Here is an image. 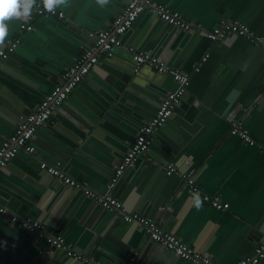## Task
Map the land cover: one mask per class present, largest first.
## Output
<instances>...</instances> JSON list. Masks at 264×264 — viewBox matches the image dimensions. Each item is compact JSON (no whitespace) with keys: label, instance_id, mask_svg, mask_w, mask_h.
I'll return each instance as SVG.
<instances>
[{"label":"crops","instance_id":"crops-1","mask_svg":"<svg viewBox=\"0 0 264 264\" xmlns=\"http://www.w3.org/2000/svg\"><path fill=\"white\" fill-rule=\"evenodd\" d=\"M159 1L180 13L185 20L202 26L203 29H212L223 20L238 21L247 25L257 35L264 36V0ZM87 2L88 0H70L69 6L57 9L65 15L72 12L74 20H77L80 19L79 14ZM104 9L105 7L100 6L87 8L89 19L98 24L101 29L96 30L99 31L110 28L104 27V24L111 19ZM40 19L44 18L34 19L31 24L33 30L27 32V35L32 38H26L23 46L18 49L21 56L29 57V54L36 52L35 56H30L35 58L36 63L43 62L41 59L37 61V55H45L50 49L57 50V45L52 46V41L46 38V26L49 25L41 22ZM28 21L29 18L23 19L22 25H27ZM113 21L114 19H111V25ZM163 26L162 34L158 39L165 31L171 29V26L156 19L152 13L142 15L125 40H122L123 48L119 46H117L119 49L115 48L117 49L116 59L119 58L118 61L128 65L126 59H131L129 50L132 48L149 52L160 59L159 54L155 55L157 53L153 50V42L154 34ZM196 31L200 32L199 29ZM206 54L210 55L207 63L202 66L200 72L193 73V65ZM167 59V63L176 65L174 68L191 73V86L181 102L184 113L183 116H177V122L174 124L176 128H169L170 134L161 132L157 135L164 144H168L166 138L170 140L174 138L176 143L180 141L181 144L176 146L178 149H175V153L169 154L166 148L154 139L149 153L162 168L174 165L183 173H191L195 177L198 192L186 187L180 178L166 176L163 183L156 184L155 180L152 181L151 192L143 193L144 198L150 194L154 199L153 203L148 202L149 205L145 206L142 196L140 201L134 203V210L129 209L120 199L125 192L113 193L114 186H111V179H106L100 170L102 168L105 171V166L101 160H97V157L101 156L104 159L110 155L108 144L124 152L127 146L126 134L110 126L111 128L101 130L104 138L91 132H84L78 137L71 134L76 143L62 138V141L57 142V147H52L49 145V140L57 138L53 136L54 131L62 130L66 134L70 133L62 126L63 123L75 133L82 134L78 126L81 123L64 109L56 110L46 124L48 128L43 127L37 132L34 139L36 154L29 155L21 152L6 166L10 169L4 168L2 171L8 174V179L15 178L19 180V184L36 191L31 181L39 184L42 180L48 186L51 183L49 182L51 180L39 177L38 171L41 170L39 162L42 160L53 163L61 160L65 163L66 173L74 179L85 180L94 193L100 196L111 195L122 202L129 212L139 213L148 217L147 219L162 223L165 232L174 235L183 244L194 248L197 252L210 256L216 264H238L241 260L252 256L256 247L263 241V235L258 233V229L264 225V51L236 36L212 43L200 32L190 36L186 46L171 51ZM66 60L69 64H65L64 71L75 64L72 54L66 55ZM103 61L105 59H102ZM17 63L20 64V62ZM20 68L24 70L23 64ZM97 69L104 71L100 66ZM52 70H55L53 72L55 76L59 73L58 69L52 68ZM29 76L38 78L37 80L44 84L42 91L45 92L44 95H35L27 89L14 87L18 91L14 93L15 96L26 95L29 98L28 102L33 106L30 115L53 89L55 83L58 84L60 77L57 75L52 81H47V79H40V73H30ZM110 78L104 81L102 76L94 73L91 82L80 90L83 94L78 91L80 99H86L89 103L91 100H96V87H100V82L107 83ZM160 81L161 89L167 92L175 90V83L171 78L163 76V80ZM7 94L17 105L18 98L10 94L8 90ZM147 99L146 97L144 104L148 108L155 109L157 102L153 99L147 101ZM68 100L66 104L69 108L70 103L75 106L80 105L76 96H70ZM21 103L18 107H26L24 102ZM132 107L134 104L127 110ZM9 112L17 117L11 110ZM128 113L133 119L132 126L138 122L141 124L146 121L148 115L152 114L146 109L137 112L126 111V116ZM2 116L4 113L0 111V118L3 119L0 123L4 125L6 120ZM237 123L250 133L257 143L256 146L251 147L239 138L230 136V128ZM162 135L166 137L163 138ZM10 142L13 141H0V148ZM118 142L121 143L118 144ZM41 145L47 148L43 150V153L39 150ZM53 152L66 157L64 160L55 157ZM131 174L133 173L129 172L126 175L128 185L125 184L126 187L123 186L122 190L127 191L129 185L131 187L132 183L138 181L142 172L140 170L130 176ZM48 179L51 178L48 177ZM55 183L64 185L57 181ZM55 193L52 194V198L49 197L45 206L52 208L56 205L55 199L58 197V192ZM68 193H71V190ZM129 193L128 190L127 195ZM194 194L202 200V206L199 208L196 207ZM130 195L126 197L125 202H128ZM205 195H219L223 202L230 205V208L226 211L216 210L204 201ZM82 198L86 207L79 210L76 217L91 219L99 215L100 219L106 215V211L100 210L94 200L83 196ZM0 202L7 210L6 213L0 214V219L2 216L9 219V213L18 214L21 217L18 207L12 206L14 210L9 208L11 201L0 198ZM53 209L58 210L57 207ZM70 216H72L71 213ZM32 219L46 225L40 219ZM74 222L80 228L77 224L78 220L74 219ZM46 227L49 232H53L51 227L48 225ZM98 229L103 237L94 244L88 255L91 260L95 257L97 264H126L135 253L140 256L139 264H192L164 246L150 242L142 230L123 220L115 226L111 225L107 230L99 227ZM57 231L55 229L53 235L64 236L68 243L81 251L77 244L85 243V237L71 235L72 239H69L68 235H64L60 230V233ZM36 237V234L16 237L14 230L6 222L0 221V264H50L52 261L47 257L50 249L46 248L43 238ZM75 242L78 243L75 244ZM39 250L47 251V254L43 255L41 252L38 254ZM67 257L62 252L56 255L57 260H65ZM260 264H264V260Z\"/></svg>","mask_w":264,"mask_h":264},{"label":"water","instance_id":"water-1","mask_svg":"<svg viewBox=\"0 0 264 264\" xmlns=\"http://www.w3.org/2000/svg\"><path fill=\"white\" fill-rule=\"evenodd\" d=\"M129 3L130 0H110V3L104 6L105 7L104 10L109 16V18L115 19L127 8ZM37 5H42L40 3V0H37ZM88 6H94L95 8L96 7L99 8V5L96 4L95 0H88L87 5L79 14L80 19L74 20L75 18L72 12H68L65 18L62 20L53 17L44 18L43 19L44 21L40 19L41 22H44L45 24L51 26V27L46 26V31H45L47 34L46 38L52 41L51 42L52 46L54 45L55 47L57 45L56 48L57 50L50 49L48 53H45V55L44 54L37 55L38 56L37 61L41 59L45 63L43 62L36 63L35 58L30 57V56H35L36 52L29 54L28 57V56H21L22 54L19 53L18 51V49L23 46V42L26 41V38H32L30 35H27V32H31L33 30V26L31 31H22L21 26L23 19L13 20L11 22H8L9 35L5 40V43L2 46H0V50L5 49L9 44H11L16 39L18 40V44H17L18 46L14 50V52L10 54L7 60L0 62V111L4 113V116L2 117L5 118L6 120L5 122L7 123V125L5 122L4 125L0 123V141H13V139L16 136L17 128L24 122V119L27 118V116L33 109L32 108L33 106L28 102L29 98L26 95L24 96L14 95V93L18 92L17 89H15L14 87H18L20 89L21 88L27 89L28 91H30L32 94L35 95L38 94L44 95L45 92L43 93L42 91V87L44 84H42L41 81L39 82L37 80L38 78L30 77L29 76L30 73L32 74L40 73L41 74L40 79H45V80L47 79V81H52V79L56 78L57 75L60 77L62 71L65 70V64H69V62H67L66 60V55L72 54V57L75 59V64H77L83 48L94 43L90 35L94 32L99 31L96 29H101V28H99L96 22L89 19V15L87 12ZM35 8L36 7H34L33 9V13ZM146 13H151V12L146 9L133 24L132 28L120 38L119 48H123L124 46L123 41L125 40L126 36L135 27V24L140 20L142 15H145ZM152 14L155 16L156 19H159L157 14L154 13ZM111 19L107 24H104L105 28L111 27ZM50 22L53 23L51 24ZM34 28H36L35 25ZM163 28L164 26L159 28L157 32L154 34L153 50H156L157 54L155 55L159 54L158 57L160 58V60L165 62L170 67H175L176 65L174 66V64L167 63L168 61L167 58L170 55L171 51L173 52L175 48L181 49L183 46H186L187 39H189V37L193 36L194 34H200V32L196 30L186 31L171 26V29L165 31L163 36H161L158 39V37L162 34ZM132 49L136 50L137 52L149 53L136 48H132ZM116 50L117 49L113 51V55L111 58H106L105 61L101 62L99 65H96L90 72L88 78L78 86V88L76 89L77 92L75 90L71 94V96L77 97L80 105L75 106L74 104L70 103V108H69V106H67L66 104L69 101L67 100L66 103L60 108V110L62 109L67 110L69 114L75 118V120L81 123V125L78 126L82 134H79L77 132L75 133L63 123L62 126L65 127L67 130H69L70 133L66 134L62 130H59L58 132L54 131L53 136L54 137L56 136L57 138H51V140H49L50 146L57 147V142L62 141V138L69 139L72 142H75L72 135L78 137V135H83L84 132L85 133L91 132L93 134H97L100 137H103V133L101 130H106L107 128H111V127L117 128V130L124 132L127 136L125 140L127 146H125L126 150L124 152L123 150L116 148L114 145L111 146L110 144H108L109 145L108 153L110 155L104 159L101 156H100L101 158L97 157V160L98 161L101 160V163L105 166L104 169L105 171H103L101 167L100 170L106 179H112L116 167H118L125 154L135 143V140L139 135L140 130L144 126H146L157 115L161 103L168 95V93H170L165 91L164 89H161L162 84L160 80H163V76L171 78V80H173V82L175 83L174 91L178 89V83L174 81L173 74H160L155 70H153L148 65L143 66L137 72L136 68L138 65L134 59V54L128 49L130 52L129 54L131 59H126L128 62L127 65L118 61L119 58L116 59L117 57ZM160 53L163 54L161 55ZM17 62H20V64H18ZM21 64H23L24 70L20 68ZM99 66L104 71H102L101 69H97ZM52 68L58 69L59 73L56 74V76L55 73L53 74L55 70H52ZM145 70H149V71H145ZM43 71H46L47 73L43 74L42 73ZM94 73L97 76L98 75L102 76L104 81L108 77L111 78L110 80H107V83L100 82V87H96L97 99L91 100V103H89L86 99H80L78 91L79 93L83 94L82 91L80 90L84 85L91 82V78L94 77ZM55 86L56 83L54 87ZM7 90L9 91L10 94H13L15 97L18 98L17 105L16 103H14L12 97L9 94H7ZM146 97L148 98L147 101L153 99V101L157 102L155 104L156 105L155 109L148 108L144 104V101H146ZM21 102H24L23 104H25L26 107L28 108L18 107L22 104ZM132 104H134V107H132V109L130 110H127V108L131 107ZM145 109L151 111L152 114L147 116L146 121H143L141 124H139V122L137 124L135 123L132 126L131 125V122L133 121L132 116L129 113L126 116L125 112L126 111L137 112ZM9 110H11L12 113L16 114L18 118L12 116ZM60 110L58 109V111ZM183 113H184V109L182 108V103H181L175 108L174 114L169 119L167 124L164 125L162 128L156 130L155 133L153 134V138L156 139L158 142H160L166 148L169 154L170 153L172 154L175 151L176 146L181 144L180 141L176 143V140H174V138H172V140L166 138L165 140L168 144H164L157 134L161 132L170 134L169 128H176L174 124L177 122V116L179 117L183 116ZM134 114L137 115L136 113ZM53 116L54 114L52 115V117ZM0 120L3 119L0 118ZM172 121L174 123H172ZM44 128H48V125H45ZM36 136L37 133L35 134V137ZM162 137L164 138L166 136L162 135ZM120 143L121 142H118V144ZM39 150L41 153H43V150H47V148L45 147V145L43 146L41 145V147H39ZM53 153L55 154V157L61 158L63 160L66 157L59 154L58 152H53ZM151 157L149 152L141 156L137 161L136 167L132 170L126 171L124 176L119 180V182L113 188V193L117 192L118 194V192H125L120 199L124 201L126 206H128L129 209L131 210H134V206H133L134 203H136V201H140V197L143 196L144 192H151L150 186L152 181L155 180V183L159 184L160 182L163 183L164 180L168 177L166 175V168H162L159 164H157L158 161L152 159ZM113 161L115 162L113 163ZM9 169H10L9 167H6L5 170H9ZM140 170L142 174L140 175L138 181L132 183L131 187L130 185L128 186L127 191L129 190L130 192L128 195L130 194L131 195H130V199H128V202H125L126 197L129 196L127 195V191H125L124 189L122 190L121 188H123V186L125 188L126 187L125 184L128 185L126 181V175L129 172L135 174L136 172H140ZM38 173L41 179L46 178L47 180H51L49 181L51 183L48 186L44 182H42V180L39 181V184H34V182L31 181L32 186H34L36 189L35 191L33 188L30 189L26 185L19 184V180L15 178H12V180L8 179V174L5 173V171H1L0 198L4 199L5 201L6 200L9 202L11 201L12 204L9 207L11 210L15 209V208L13 209L12 206L18 207L20 209V212L18 213L21 214V217H32L44 221L46 225H48V227H51L53 230V232H49L48 230V233L50 234L53 233L55 234V229H56L58 230L57 232L60 233L61 231L64 233V235L66 236L68 235L69 239H72L71 235L73 236L77 235V237L79 238L81 236L85 237L86 238L84 240L85 243L77 244L78 242H75V244H77V246L81 250L79 251L77 249V251L82 253L84 256H88L89 251L93 249L94 244L95 243L97 244L99 239L103 237L98 227L103 230H107V228L111 227V225L115 226L121 220L125 221L123 219V216L119 215L117 211L107 210L98 203H96L95 200L94 202L99 206V209L102 211L103 210L106 211V215L104 217H101L100 219H99V215H95L91 219H87V218L83 219V218H79L78 216L76 217L79 210L86 207V205H84V201L82 198V196L86 197L84 193L81 190L73 189L68 185H62V186L58 185L57 183H55L57 180L54 177L50 176L44 170H39ZM133 174H131L130 176H132ZM48 177L51 179H48ZM5 178L8 179L9 181L6 180L7 181L6 182L4 180ZM75 180L79 182H86L83 179H75ZM87 186L89 187L88 183ZM69 190H71V193H68ZM56 191L58 192V197L57 199H55L56 205H54V207L52 208L45 206V203L47 202L49 197L52 198L51 197L52 194L53 195L56 194L55 193ZM66 195L67 197L65 198ZM88 199L93 200L90 198ZM143 200H145L144 203L145 206L149 205L148 202L149 203L154 202V199L151 197L150 194L145 196V198L143 196ZM56 207L58 210L53 209ZM123 207L125 208V210H127L125 205H123ZM127 212L129 211L127 210ZM70 213L72 216H70ZM9 214H10L9 219L2 216L0 221L6 222L14 230L16 237L17 236L27 237L29 234H36L37 239L40 237L39 232L33 233L31 231L23 229L19 224L13 223L12 222L13 214L11 213ZM144 217L148 218L146 216ZM74 219L78 220L77 224L80 226V228H78L75 225ZM96 222H98V224H96ZM126 223L135 228H139V230H142L145 234L143 228L138 227L136 224H130L128 222ZM258 231H259L258 233L263 235V240H264V225L259 227ZM42 240L46 243V248L48 249L46 239H42ZM40 252L41 250H39L38 254L44 253V251H42L41 253ZM61 252L64 254V256L65 255L67 256L65 250H60L56 247L50 248V251L47 256L48 259L52 261L50 264H87L81 260L70 257H67V259L65 260H57L56 255L60 254ZM92 261L97 262L95 257L92 258Z\"/></svg>","mask_w":264,"mask_h":264},{"label":"built area","instance_id":"built-area-1","mask_svg":"<svg viewBox=\"0 0 264 264\" xmlns=\"http://www.w3.org/2000/svg\"><path fill=\"white\" fill-rule=\"evenodd\" d=\"M146 9L151 13L157 14L161 21L172 27L186 31L199 29L201 34L212 43L221 42L230 36H236L247 40L264 51V36L257 35L247 25L238 21L223 20L216 27L207 30L203 29L202 26L185 20L180 13L162 4L159 0H130L127 8L114 19L109 29L97 31L90 35L94 43L83 48L78 63L60 75L58 84L43 98L38 108L17 128L13 142L0 148V172L21 152L29 155L36 154L35 134L49 122L53 113L60 109L78 86L88 78L92 69L96 65H99L102 59L112 57L113 51L119 46L120 38L132 28L133 24ZM65 16V13L61 10L56 9L55 13H49L43 9L42 5H38L32 16L29 17L27 25L21 26V30L31 31V24L37 17H53L62 20ZM17 44L18 40L16 39L5 49L0 50V62L9 58L10 54L17 48ZM130 51L134 54V59L138 65L136 68L137 72L143 66L148 65L160 74H173L174 81L178 83V89L168 93L161 103L157 115L140 130L135 143L115 169V173L111 179L112 187L119 182L126 171L136 167L137 161L141 156L150 151L154 140L153 134L156 130L167 124L173 116L175 108L181 104L191 86V73L179 68L170 67L149 53L137 52L134 49H130ZM209 58L210 55L206 54L196 62L192 68L193 73L200 72L202 66L207 63ZM229 134L230 136L239 138L251 147L257 145L250 133L239 123L232 125ZM39 166L41 170L47 172L58 182L68 185L73 189L81 190L87 198L95 200L105 209L117 211L126 222L143 228L150 242L164 246L181 259L192 264H216L210 256L197 252L194 248L183 244L174 235L165 232L162 223L149 220L139 213H129L118 199L111 195L100 196L94 193L87 186L86 182H79L70 177L65 171V163L63 161L56 160L51 163L41 160ZM166 175L168 177H178L186 187H189L194 192L199 191L195 177L191 173H183L174 165H168L166 167ZM204 201L218 211H226L230 208V205L223 202L219 195H205ZM6 212V208L0 203V214ZM12 222L19 224L25 230L39 232L40 237L46 239L48 250L51 247H56L60 250H65L67 256L70 258L81 260L87 264H97L88 256L79 253L72 244L67 242L64 236L48 233L44 223L18 215H13ZM46 254L47 251L43 253V255ZM139 257L138 253L133 254L126 264H139ZM263 260L264 240L256 247L252 256L241 260L238 264H260Z\"/></svg>","mask_w":264,"mask_h":264},{"label":"clouds","instance_id":"clouds-1","mask_svg":"<svg viewBox=\"0 0 264 264\" xmlns=\"http://www.w3.org/2000/svg\"><path fill=\"white\" fill-rule=\"evenodd\" d=\"M96 4L104 7L110 3V0H95ZM43 9L49 13H55L58 7L69 6L70 0H40ZM34 7H38L37 0H0V46L5 43L9 35V24L13 20H27ZM196 207L202 206V200L194 194Z\"/></svg>","mask_w":264,"mask_h":264}]
</instances>
